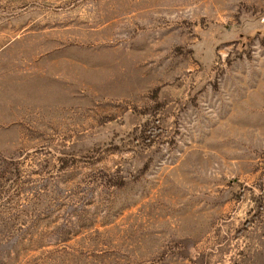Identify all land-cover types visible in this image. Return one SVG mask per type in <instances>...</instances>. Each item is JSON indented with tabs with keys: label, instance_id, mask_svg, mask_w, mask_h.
I'll list each match as a JSON object with an SVG mask.
<instances>
[{
	"label": "rangeland",
	"instance_id": "obj_1",
	"mask_svg": "<svg viewBox=\"0 0 264 264\" xmlns=\"http://www.w3.org/2000/svg\"><path fill=\"white\" fill-rule=\"evenodd\" d=\"M0 264H264V0H0Z\"/></svg>",
	"mask_w": 264,
	"mask_h": 264
}]
</instances>
